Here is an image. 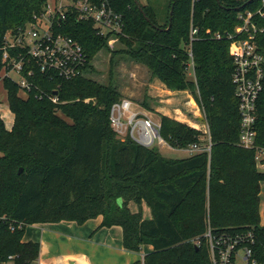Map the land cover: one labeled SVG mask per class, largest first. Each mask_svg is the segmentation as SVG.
<instances>
[{
  "label": "trees",
  "instance_id": "obj_1",
  "mask_svg": "<svg viewBox=\"0 0 264 264\" xmlns=\"http://www.w3.org/2000/svg\"><path fill=\"white\" fill-rule=\"evenodd\" d=\"M110 1L124 19L123 49L111 50L94 24L70 16L64 31L88 56L82 77L51 81L31 66L35 88L26 98L12 79H3L14 123L8 130L0 115V264L38 261L40 243L24 242L28 226H82L99 217L100 228L122 229L126 251L152 247L135 264H212L204 239L209 227L216 235L253 231L255 249L263 254L264 171L258 159L264 152V88L257 102L255 146L245 149L226 36L241 25V13H255L256 42L264 56V0H138L143 11L136 0ZM46 4L0 0V82L7 33L33 22ZM192 27L198 30L193 40ZM217 33L223 39L217 40ZM104 50L112 54L108 85L90 76L92 62ZM120 55L147 67L168 90L194 95L209 124L211 152L173 160L157 148L118 138L110 115L125 99L114 84ZM56 92L58 103H53ZM161 126V137L174 149L208 145L199 131L172 118L162 116ZM143 204L151 219H144Z\"/></svg>",
  "mask_w": 264,
  "mask_h": 264
},
{
  "label": "built area",
  "instance_id": "obj_2",
  "mask_svg": "<svg viewBox=\"0 0 264 264\" xmlns=\"http://www.w3.org/2000/svg\"><path fill=\"white\" fill-rule=\"evenodd\" d=\"M70 16L77 22L94 24L97 33L109 39V46L119 42V36L123 34V16L116 11L110 0H47L43 12L35 15L33 22L16 32L9 31L5 38L3 77L12 79L25 98L35 88L29 80L34 75L31 66L37 67L51 81H70L84 75L88 64L85 49L64 31ZM254 18L255 13L251 11L241 13V25L235 29V34L228 33L226 36L230 42V55L234 63L232 81L239 102V142L245 149L255 146L257 102L264 88V56L257 46L256 37L260 29ZM197 34L198 30L192 27L191 40ZM215 38L221 40L223 36L217 33ZM190 56L192 57L191 52ZM50 99L53 103H58L57 95ZM90 101L86 100L87 103ZM110 121L122 141L131 138L145 148L167 146L173 149L161 137V123L141 115L130 100L124 99L113 105ZM206 140V147L201 148L195 144L185 151L191 155L211 152L209 131ZM204 239L212 264H264V252L259 255L256 251L257 237L253 231L216 235L209 227ZM201 244L200 239L195 241L197 247Z\"/></svg>",
  "mask_w": 264,
  "mask_h": 264
},
{
  "label": "rangeland",
  "instance_id": "obj_3",
  "mask_svg": "<svg viewBox=\"0 0 264 264\" xmlns=\"http://www.w3.org/2000/svg\"><path fill=\"white\" fill-rule=\"evenodd\" d=\"M109 47L113 51L123 49L120 41ZM111 57L112 54L108 50H104L96 56L92 62L94 72L90 74L91 78L106 85L110 83ZM116 59L117 67L114 70V84L124 93L125 99L133 102L136 111L143 116L153 119L156 123H161L162 116H167L199 131L202 134V139L207 138V133L208 131L210 132L209 124L201 107L190 91H170L166 89L163 82L159 78L154 77L152 72L144 65L135 63L123 55L116 57ZM189 71L193 74V72H191V67ZM3 75L4 73L2 74L0 82V114L6 128L11 130L14 117L8 104L7 91L3 86ZM155 148L167 159L181 160L192 156L190 152L174 148L170 149L167 146ZM0 157H2L1 153ZM259 159V166H261V164L264 163V154L260 153ZM260 170L264 171L261 167ZM261 191L262 203L260 204L259 213L264 223V185ZM131 205L134 206L135 204ZM137 208L138 207L135 206V211H137ZM69 223L70 222H61V224H53L50 226H29L26 230L24 240L40 242L46 239L48 244L53 247L54 254L57 256L61 253H77L86 255L89 258L92 256L97 263L101 261V264H107L109 258H105V254L103 253L105 247L102 245L107 241L109 232H105L106 234L102 232L89 237L86 234V229L90 224L80 226L78 224L72 225ZM11 229L13 230L12 227ZM104 229L114 230V233L110 235V241L113 243V246L121 247V228L113 227ZM121 249L122 259H119V249L116 253L113 252V254H117L119 261L125 264L129 261V258L132 260L134 258H142V255L145 253L144 250L142 253H132L123 250V248ZM142 262L143 260L141 263ZM8 264L12 263L10 262Z\"/></svg>",
  "mask_w": 264,
  "mask_h": 264
},
{
  "label": "crops",
  "instance_id": "obj_4",
  "mask_svg": "<svg viewBox=\"0 0 264 264\" xmlns=\"http://www.w3.org/2000/svg\"><path fill=\"white\" fill-rule=\"evenodd\" d=\"M165 88H166V86H165ZM1 118H2V116H1ZM262 154H264V152H262ZM260 167L264 169V163L261 164V166H259V168ZM263 185H264V183H262L261 189H262ZM261 193H262V191H261ZM261 195L262 194H260V198H261V201H262ZM135 206L136 205H134V206L130 205V209L133 212H137L138 211V208H137V211H135ZM143 215H144V219H151L152 218L151 210L147 207L146 204L145 205L143 204ZM102 221H103V218L99 217L95 221L90 220V221H88L87 223H85L82 226H86L87 224H90V225H88L89 227L86 229V234L89 237H91L92 235L100 234L102 232H104V234H106L105 232H109V237H107V241H105V243L102 245L103 247H105V249L103 251V253L105 254V258H109L108 259L109 261H108L107 264H125V263H121L119 261V259L122 257V255H121L122 254V251H121L122 249L121 248H123V250H125L124 247H123V233H122V239H121V247L120 246L119 247L113 246V243L110 241V239H111L110 235L114 233V230L100 228V226L102 224ZM59 224H61V223H59ZM69 224L74 225V224H77V223L70 222ZM38 225L50 226V225H53V224H38ZM54 225H56V224H54ZM261 225L264 226V223L262 222V219H261ZM24 242H31V241L24 240ZM32 242H35V241H32ZM36 242H38V241H36ZM39 243L41 245V253H40V257H39L38 261L36 262V264H101V261L99 263H97L92 256H91V258H89L86 255H80V254H77V253H67V254L61 253L60 255L57 256V255L54 254L53 247L48 244L46 239L45 240H41ZM118 249L120 251H118ZM143 250H144L145 253L142 255V258H138V259L134 258L133 260L131 258H129V261H127L126 264H135L138 261H142L144 259V256L152 251V247L147 246ZM117 251L119 252V254H118L119 255V259L117 258V256H118L117 254H113V252L116 253Z\"/></svg>",
  "mask_w": 264,
  "mask_h": 264
},
{
  "label": "water",
  "instance_id": "obj_5",
  "mask_svg": "<svg viewBox=\"0 0 264 264\" xmlns=\"http://www.w3.org/2000/svg\"><path fill=\"white\" fill-rule=\"evenodd\" d=\"M176 1V0H175ZM136 4L138 5V7H139V9L141 10V11H143L142 10V7H141V4H140V2L138 1V0H136ZM171 15H173V10H172V12H171ZM170 27H171V25H170ZM58 93L56 92L55 93V95H57ZM23 172V169H20V171H19V174H21Z\"/></svg>",
  "mask_w": 264,
  "mask_h": 264
}]
</instances>
